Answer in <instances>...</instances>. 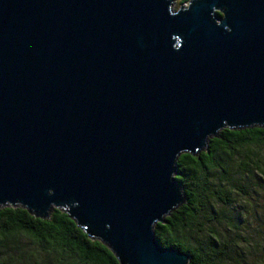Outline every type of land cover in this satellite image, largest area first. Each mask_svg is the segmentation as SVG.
Instances as JSON below:
<instances>
[{"label": "water", "instance_id": "obj_1", "mask_svg": "<svg viewBox=\"0 0 264 264\" xmlns=\"http://www.w3.org/2000/svg\"><path fill=\"white\" fill-rule=\"evenodd\" d=\"M264 124V0H0V204L58 206L120 264H185L152 224L174 160Z\"/></svg>", "mask_w": 264, "mask_h": 264}, {"label": "trees", "instance_id": "obj_2", "mask_svg": "<svg viewBox=\"0 0 264 264\" xmlns=\"http://www.w3.org/2000/svg\"><path fill=\"white\" fill-rule=\"evenodd\" d=\"M183 2L188 0H174V7ZM262 148L264 124L222 126L195 154L179 152L172 178L180 187L183 201L165 213L162 221L153 222L156 239L185 251V264H246L244 247L235 244L239 232L233 231L228 237L226 229L204 226L203 218L231 223L235 216L218 213L216 205L228 206L235 192H247L239 178L256 174L264 181ZM238 220L231 225L237 227ZM16 235L24 237L26 243ZM250 238L256 246V240ZM9 242L16 244L13 250ZM0 264L120 263L100 239L86 233L58 206L36 216L19 204H0Z\"/></svg>", "mask_w": 264, "mask_h": 264}, {"label": "rangeland", "instance_id": "obj_3", "mask_svg": "<svg viewBox=\"0 0 264 264\" xmlns=\"http://www.w3.org/2000/svg\"><path fill=\"white\" fill-rule=\"evenodd\" d=\"M262 149L264 150V148ZM239 179L243 182L247 192H235L233 203L228 206L216 205L218 213L223 215L231 212V215L235 216L234 219L231 223L224 224L222 222H210V220L203 218L204 226H212L217 231L226 229L228 237L232 235L233 231L239 232L240 236L237 237L235 244L238 243L239 248L244 247V262L246 264H264V188L259 185H264V181H260L256 174H252L251 178L242 177ZM239 217L241 220H238ZM242 218H244L243 222ZM236 220L239 221V224H236L237 227L231 225ZM250 237L254 241L256 240V246L252 245L253 241ZM16 238L23 244L26 243L21 235H16ZM9 245L11 249L16 247L13 242H9ZM251 249L253 250L252 253L250 252Z\"/></svg>", "mask_w": 264, "mask_h": 264}, {"label": "built area", "instance_id": "obj_4", "mask_svg": "<svg viewBox=\"0 0 264 264\" xmlns=\"http://www.w3.org/2000/svg\"><path fill=\"white\" fill-rule=\"evenodd\" d=\"M187 2H183V4H186ZM170 6L172 9L176 8L174 7V0H170Z\"/></svg>", "mask_w": 264, "mask_h": 264}]
</instances>
